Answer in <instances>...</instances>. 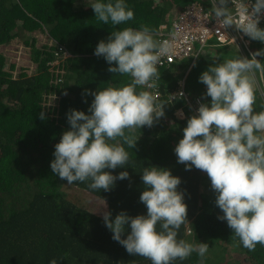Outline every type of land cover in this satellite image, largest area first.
Returning <instances> with one entry per match:
<instances>
[{
  "label": "trees",
  "instance_id": "obj_1",
  "mask_svg": "<svg viewBox=\"0 0 264 264\" xmlns=\"http://www.w3.org/2000/svg\"><path fill=\"white\" fill-rule=\"evenodd\" d=\"M194 1L203 4L206 0H125L134 19L117 27L138 29L143 24L157 31L160 24L170 22L169 13ZM93 2L0 0V264H49L53 259L57 264H151L129 255L112 240L102 219L105 211L111 213L110 219L121 211L133 217L147 214L139 196L144 190L141 173L149 166L168 169L180 178L178 191L184 193L188 222L179 229L178 239L208 244L210 255L206 253L202 264H264V246L257 244L255 251H248L226 221L217 219L223 213L214 203L207 174L195 167L185 170L174 153L187 119L195 114L182 100L171 102L168 94L184 79L187 92L210 104L211 98L202 96L206 86L198 78L213 63L212 56L221 62L238 56L250 58L235 45L209 46L211 50L193 62L195 67L182 61L171 66L177 68L172 73L158 69V87L149 91L158 94L157 103L165 104L164 116L151 128L137 130L134 148L124 145L130 166L105 169L114 176L127 171L129 179L116 180L109 191H93L87 182L68 185L52 173L54 145L70 128L66 114L73 109L90 114L94 97L89 93L130 82L127 76L110 73L105 59L94 55L98 42H106L113 29L96 20L90 7ZM37 30H44L50 40L41 49L29 39L31 31ZM20 42L32 49L28 59L35 71L14 77L16 58L7 48ZM59 45L68 57H55ZM260 49L264 46L258 41L250 46L251 53ZM257 59L264 63V56ZM56 60L59 66L51 67ZM257 79L264 86V76L258 74ZM261 103L263 98L258 95L257 111ZM178 109L183 118L175 114ZM41 112L44 120L39 119ZM129 231L126 226L122 238ZM175 264H201V259L194 252Z\"/></svg>",
  "mask_w": 264,
  "mask_h": 264
},
{
  "label": "clouds",
  "instance_id": "obj_2",
  "mask_svg": "<svg viewBox=\"0 0 264 264\" xmlns=\"http://www.w3.org/2000/svg\"><path fill=\"white\" fill-rule=\"evenodd\" d=\"M210 3L208 16L216 21L218 32L234 28L253 42L264 43V28L258 26L264 16V0ZM90 7L97 21L113 29L106 42H98L94 55L105 59L110 73L127 76L130 82L89 93L94 97L90 114L74 109L66 114L70 128L54 145L50 168L68 185L87 182L93 191H109L116 180L129 179V174L122 171L114 176L105 169L130 166L124 145L134 148L137 130L151 128L164 116L165 104L157 103L158 96L149 90L158 87L157 66L162 58L175 54L179 33L160 38L147 25L117 27L134 19L125 0H94ZM259 56H264V49L250 53V58L238 56L222 62L212 56L213 63L198 78L206 86L202 96L210 97V104L198 102L174 148L177 163L185 170L195 167L207 174L214 203L223 213L217 219L226 221L234 238L250 252L257 244L264 246V103L256 110L258 95L264 98V86L257 79L258 74L264 76V63ZM39 119H45L43 112ZM141 181L144 190L139 201L147 214L133 217L121 211L110 219L111 213L103 212L111 239L129 255L151 264H175L194 252L202 264L208 244L178 239L179 229L188 222L184 193L178 191L180 178L168 169L149 166L143 167ZM126 226L130 231L122 238ZM49 264H57V260Z\"/></svg>",
  "mask_w": 264,
  "mask_h": 264
},
{
  "label": "built area",
  "instance_id": "obj_3",
  "mask_svg": "<svg viewBox=\"0 0 264 264\" xmlns=\"http://www.w3.org/2000/svg\"><path fill=\"white\" fill-rule=\"evenodd\" d=\"M252 2L254 3V0ZM209 11L200 2L194 1L173 13L168 24L159 25L157 32L160 33V38H168L169 34L173 32L179 33V36L175 41V54L171 57L162 58L160 64L157 66L158 69L169 68L174 64L180 63L185 58L190 60L189 67H191L193 62L202 53V50L207 46L221 47L235 45L250 55V46L253 40H250L234 28L220 29L218 32L216 21L208 16ZM258 26L264 28V16H262ZM221 33L226 35L227 39ZM233 38L234 43L231 40ZM259 43L264 46V43ZM54 55L63 59L69 56L68 52L61 45L57 47ZM54 62L59 64L58 60ZM152 90L156 91V89ZM154 95L158 94L155 92ZM168 97L171 102L182 100L184 105L194 114L198 107V102H202L200 98L186 91L184 79L177 82L176 88L168 94ZM177 115L183 117V112L179 110L177 111Z\"/></svg>",
  "mask_w": 264,
  "mask_h": 264
},
{
  "label": "rangeland",
  "instance_id": "obj_4",
  "mask_svg": "<svg viewBox=\"0 0 264 264\" xmlns=\"http://www.w3.org/2000/svg\"><path fill=\"white\" fill-rule=\"evenodd\" d=\"M209 1L210 0H206L203 4L200 1H197V2H200L207 10H210L211 3ZM82 2L85 3V2H88V0H82ZM32 32L33 31H31V33L29 34L30 38H29V36H27V37L32 41V43L38 49H41L44 44H46L47 42L50 41V40H47V37H45V34H43L44 30H42L41 32H40V30H37L35 33H32ZM211 42H213V41H211ZM209 50H211V49H209L208 46L205 47L202 50L201 55H205V53H207ZM212 50H218V48H213ZM7 52H8V54H14V56L16 58V60L13 62V68L14 69L12 71V75L14 77H16V75L19 74L20 72L21 73H25V74H30V75L32 73H34V71H35L34 70V66H33L32 63L31 64L29 63V59H28V54L30 52L32 53V49H30V46H28V47L22 46L21 42H20V45H14L13 47H8L7 48ZM22 56H23V58H22ZM203 57H205V56H203ZM10 58H12V57H10ZM182 61L181 62L183 64H187V63H189L190 60L185 58ZM50 64H52L51 67L56 66V65L59 66V64L57 62H53V63H50ZM176 69H177L176 67H174V68L170 67L167 70H168V72L172 73L174 70L176 71ZM179 118H181V117H179ZM207 255H210L209 251H208Z\"/></svg>",
  "mask_w": 264,
  "mask_h": 264
},
{
  "label": "crops",
  "instance_id": "obj_5",
  "mask_svg": "<svg viewBox=\"0 0 264 264\" xmlns=\"http://www.w3.org/2000/svg\"><path fill=\"white\" fill-rule=\"evenodd\" d=\"M210 2V1H209ZM169 18H170V13H169Z\"/></svg>",
  "mask_w": 264,
  "mask_h": 264
}]
</instances>
